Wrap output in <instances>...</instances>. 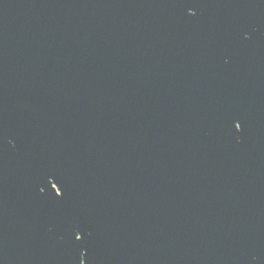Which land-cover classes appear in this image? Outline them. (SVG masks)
Segmentation results:
<instances>
[{
	"label": "water",
	"instance_id": "1",
	"mask_svg": "<svg viewBox=\"0 0 264 264\" xmlns=\"http://www.w3.org/2000/svg\"><path fill=\"white\" fill-rule=\"evenodd\" d=\"M0 264H264V0H0Z\"/></svg>",
	"mask_w": 264,
	"mask_h": 264
},
{
	"label": "snow or ice",
	"instance_id": "2",
	"mask_svg": "<svg viewBox=\"0 0 264 264\" xmlns=\"http://www.w3.org/2000/svg\"><path fill=\"white\" fill-rule=\"evenodd\" d=\"M194 13V12H193ZM195 14V13H194ZM235 127H239L240 129H241V125L239 124V123H237L236 125H235ZM76 239H79V236L77 235L76 236Z\"/></svg>",
	"mask_w": 264,
	"mask_h": 264
}]
</instances>
